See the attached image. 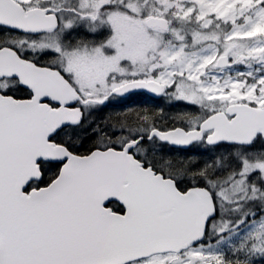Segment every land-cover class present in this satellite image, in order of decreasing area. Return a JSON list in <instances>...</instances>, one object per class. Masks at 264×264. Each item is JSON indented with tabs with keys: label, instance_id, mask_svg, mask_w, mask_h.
Here are the masks:
<instances>
[{
	"label": "snow or ice",
	"instance_id": "6c2138e0",
	"mask_svg": "<svg viewBox=\"0 0 264 264\" xmlns=\"http://www.w3.org/2000/svg\"><path fill=\"white\" fill-rule=\"evenodd\" d=\"M261 23L264 0H0V264H264ZM134 93L168 108L101 111Z\"/></svg>",
	"mask_w": 264,
	"mask_h": 264
},
{
	"label": "flooded vegetation",
	"instance_id": "af4514ba",
	"mask_svg": "<svg viewBox=\"0 0 264 264\" xmlns=\"http://www.w3.org/2000/svg\"><path fill=\"white\" fill-rule=\"evenodd\" d=\"M155 100L160 99H154L148 94H132L129 97L124 98H117V100H114L110 103L109 107L106 109L101 110L106 111H113V112H119L123 108H149L152 109V105L154 104ZM145 105V106H144Z\"/></svg>",
	"mask_w": 264,
	"mask_h": 264
},
{
	"label": "rangeland",
	"instance_id": "374dc122",
	"mask_svg": "<svg viewBox=\"0 0 264 264\" xmlns=\"http://www.w3.org/2000/svg\"><path fill=\"white\" fill-rule=\"evenodd\" d=\"M227 2H228V0H223V3H227ZM248 2H250V0H248ZM230 7L228 9H225V13H227L228 11H230ZM254 34H256V35L264 34V23H261L260 25H258L254 29ZM252 44L254 46L255 45V41H253Z\"/></svg>",
	"mask_w": 264,
	"mask_h": 264
},
{
	"label": "trees",
	"instance_id": "16d2710c",
	"mask_svg": "<svg viewBox=\"0 0 264 264\" xmlns=\"http://www.w3.org/2000/svg\"><path fill=\"white\" fill-rule=\"evenodd\" d=\"M145 106V105H144ZM152 109H159V108H164L167 109L168 105L163 101V100H155L154 104L151 107Z\"/></svg>",
	"mask_w": 264,
	"mask_h": 264
},
{
	"label": "water",
	"instance_id": "95a60500",
	"mask_svg": "<svg viewBox=\"0 0 264 264\" xmlns=\"http://www.w3.org/2000/svg\"><path fill=\"white\" fill-rule=\"evenodd\" d=\"M150 95V94H149ZM155 98V97H154Z\"/></svg>",
	"mask_w": 264,
	"mask_h": 264
}]
</instances>
